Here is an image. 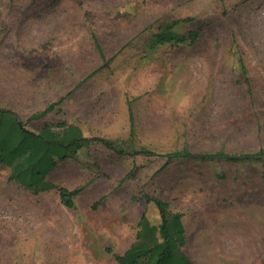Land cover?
Listing matches in <instances>:
<instances>
[{"label": "rangeland", "instance_id": "1", "mask_svg": "<svg viewBox=\"0 0 264 264\" xmlns=\"http://www.w3.org/2000/svg\"><path fill=\"white\" fill-rule=\"evenodd\" d=\"M168 23L200 35L151 48ZM52 104L31 130L73 123L129 155L93 144L59 164L48 181L79 191L73 209L0 167V264H116L154 243L137 239L143 215L159 225L145 196L183 216L194 264H264V158L165 157L264 151V0H0V109Z\"/></svg>", "mask_w": 264, "mask_h": 264}, {"label": "trees", "instance_id": "2", "mask_svg": "<svg viewBox=\"0 0 264 264\" xmlns=\"http://www.w3.org/2000/svg\"><path fill=\"white\" fill-rule=\"evenodd\" d=\"M177 23L165 24L152 38L151 48L166 44H194L200 35L199 31L180 35L174 31ZM235 61L240 73L245 77L246 69L239 53L235 54ZM245 83L248 85L247 80ZM56 106V104L48 106L42 112L32 115L26 122L19 120L12 112L0 109V167L10 168L11 179L33 195L57 191L63 206L73 209L74 198L79 191H69L48 181V176L57 169L59 164L93 144H100L118 156L129 154L107 139L86 136L84 131L73 123L43 124L36 131L29 128L32 121L42 119L53 112ZM129 114L131 115L130 109ZM130 120L132 122V118ZM133 155L162 156L149 150H140L134 152ZM165 157L169 161L216 159L238 163L264 158V151L241 155L225 152L192 155L190 152L182 150L167 154ZM145 200L155 206L159 216V225H151L143 215L139 223L140 231L137 234V239L143 240L152 234L154 243L149 245L141 242L130 246L123 254L114 255L116 264H194L182 251L185 244L183 216L180 213H171L168 204L158 198L145 196Z\"/></svg>", "mask_w": 264, "mask_h": 264}, {"label": "crops", "instance_id": "3", "mask_svg": "<svg viewBox=\"0 0 264 264\" xmlns=\"http://www.w3.org/2000/svg\"><path fill=\"white\" fill-rule=\"evenodd\" d=\"M183 227H184V225H183ZM184 230H185V228H184Z\"/></svg>", "mask_w": 264, "mask_h": 264}, {"label": "bare ground", "instance_id": "4", "mask_svg": "<svg viewBox=\"0 0 264 264\" xmlns=\"http://www.w3.org/2000/svg\"><path fill=\"white\" fill-rule=\"evenodd\" d=\"M238 221V220H237Z\"/></svg>", "mask_w": 264, "mask_h": 264}]
</instances>
